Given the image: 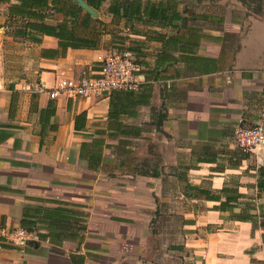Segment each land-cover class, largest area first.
<instances>
[{
	"label": "crops",
	"instance_id": "crops-1",
	"mask_svg": "<svg viewBox=\"0 0 264 264\" xmlns=\"http://www.w3.org/2000/svg\"><path fill=\"white\" fill-rule=\"evenodd\" d=\"M112 1L78 27L101 32L94 48L14 40L27 63L9 79L0 4V224L36 236L0 264H264V147L234 140L239 122H264V18L238 0H126L141 5L127 20ZM124 48L141 63L136 88L49 96ZM223 186L254 223L214 208L225 197L206 193Z\"/></svg>",
	"mask_w": 264,
	"mask_h": 264
},
{
	"label": "trees",
	"instance_id": "trees-1",
	"mask_svg": "<svg viewBox=\"0 0 264 264\" xmlns=\"http://www.w3.org/2000/svg\"><path fill=\"white\" fill-rule=\"evenodd\" d=\"M86 1L90 6L97 9L103 0ZM238 1L247 7L251 13L264 18V0ZM0 4L4 5L6 11V20L4 22V26L6 27L5 35L11 36L14 39L28 40L30 42L38 43L41 41V36L43 35L55 36L58 39L59 46L62 48V53H64L68 47L94 48L97 45L96 39L101 34L99 30L95 31V38H90L78 31L79 26L82 27V29H88L92 18L72 0H0ZM140 7L141 5L139 2L119 0L110 3L109 11H111L117 18L128 20L130 16H128L127 13H138ZM120 9L122 10L120 11ZM56 13L62 14L63 20L57 23H51L49 19L53 18ZM148 17L154 19L156 17L160 18L161 16L155 15V12L150 11ZM133 19L135 21H140L141 18L135 16ZM93 20L98 21L97 18ZM160 39H162L161 36ZM124 50L131 51L134 54L136 61L141 65L138 60L139 57L135 51L125 48L117 49L116 51L119 52ZM244 152L246 154L250 153L249 151ZM258 173L259 177L257 186L259 189H264V167H258ZM206 195L209 199L216 200H219L220 196L225 197L219 205L214 207L215 209L220 211H230L231 217L234 219H249L252 223L255 222V216L248 212H232L233 206L230 202L235 201L239 197L236 189L223 186L217 191V193H206ZM262 224L264 225V223L261 222L260 225L262 226ZM21 227L29 232L32 230L30 226L24 224V221H22Z\"/></svg>",
	"mask_w": 264,
	"mask_h": 264
},
{
	"label": "built area",
	"instance_id": "built-area-1",
	"mask_svg": "<svg viewBox=\"0 0 264 264\" xmlns=\"http://www.w3.org/2000/svg\"><path fill=\"white\" fill-rule=\"evenodd\" d=\"M141 65L131 51L109 54L96 65L84 68L78 77H59L48 91L51 98L64 94L70 98L101 96L114 89H133L137 86L136 74ZM39 88H45L41 84ZM236 145L244 151L254 152L264 147V122L244 126L239 122L234 130ZM36 236L21 226L0 224V250L4 247L22 248Z\"/></svg>",
	"mask_w": 264,
	"mask_h": 264
},
{
	"label": "rangeland",
	"instance_id": "rangeland-1",
	"mask_svg": "<svg viewBox=\"0 0 264 264\" xmlns=\"http://www.w3.org/2000/svg\"><path fill=\"white\" fill-rule=\"evenodd\" d=\"M17 40L12 37H5L2 40V52H3V62L6 68L5 74L9 78H14L20 70L26 65V61L23 57V51L25 50L18 44H13V41ZM20 41V40H17ZM116 53V50H113L109 54ZM108 54V55H109Z\"/></svg>",
	"mask_w": 264,
	"mask_h": 264
},
{
	"label": "water",
	"instance_id": "water-1",
	"mask_svg": "<svg viewBox=\"0 0 264 264\" xmlns=\"http://www.w3.org/2000/svg\"><path fill=\"white\" fill-rule=\"evenodd\" d=\"M74 2L91 16L95 17L97 15L96 11L90 5H88L85 0H74Z\"/></svg>",
	"mask_w": 264,
	"mask_h": 264
}]
</instances>
